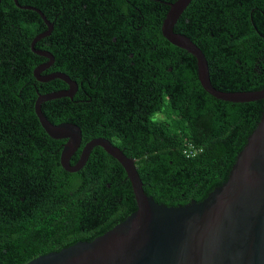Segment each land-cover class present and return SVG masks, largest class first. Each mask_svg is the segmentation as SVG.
<instances>
[{
  "label": "trees",
  "instance_id": "obj_1",
  "mask_svg": "<svg viewBox=\"0 0 264 264\" xmlns=\"http://www.w3.org/2000/svg\"><path fill=\"white\" fill-rule=\"evenodd\" d=\"M173 1L18 0L53 23L35 44L54 56L43 73L62 71L78 84L77 104L68 97L49 100L43 113L55 124H78L83 142L103 136L135 158L144 191L168 206L200 201L226 180L264 107L262 100L224 101L204 90L196 58L162 35ZM46 28L35 10L0 0V264H24L90 241L136 209L114 157L95 146L80 170H64V140L50 137L35 114L38 92L68 87L33 75L47 58L30 43ZM174 31L203 51L217 89L264 87V0H191ZM129 91L140 93L148 113L120 111L119 95ZM148 91L152 106L141 96ZM106 92L113 106L103 111ZM89 95L99 111L87 103ZM188 142L201 152L187 157Z\"/></svg>",
  "mask_w": 264,
  "mask_h": 264
},
{
  "label": "water",
  "instance_id": "obj_2",
  "mask_svg": "<svg viewBox=\"0 0 264 264\" xmlns=\"http://www.w3.org/2000/svg\"><path fill=\"white\" fill-rule=\"evenodd\" d=\"M191 0L170 2L161 32L171 44L196 58L197 74L205 91L231 102L262 100L264 87L257 90L224 91L210 80L207 59L193 40L174 31V25ZM15 4L35 10L47 28L34 36L31 50L47 58L33 70L38 81L61 79L67 88L39 93L35 114L46 133L54 139H66L60 152V164L68 172L80 170L95 146H101L123 167L131 183L136 209L92 240H80L57 251L38 255L24 264H264V107L260 119L236 155L224 182L202 200L168 206L154 200L143 189L135 158L128 157L105 137L87 141L78 160L71 157L81 144V130L72 122L52 123L42 111V103L72 98L78 84L62 71L43 73L54 62L51 52L36 49L35 44L50 35L53 23L31 5Z\"/></svg>",
  "mask_w": 264,
  "mask_h": 264
},
{
  "label": "flooded vegetation",
  "instance_id": "obj_3",
  "mask_svg": "<svg viewBox=\"0 0 264 264\" xmlns=\"http://www.w3.org/2000/svg\"><path fill=\"white\" fill-rule=\"evenodd\" d=\"M174 2V1H173ZM170 3V2H169ZM47 61V60H46ZM44 61V62H46ZM43 63V62H42ZM78 89V88H77ZM77 92V90H76ZM76 92L74 93V95L76 94ZM138 94L137 95H134L133 93H131V91L127 92L126 95L121 92V94L119 95V98L120 99V102H119V107H120V111L121 112H126L127 114H132V115H135V114H139L141 112H145V113H148L149 111L146 109V108H143L141 102H140V93L137 92ZM74 95L71 99L74 100L75 104H77V100L74 99ZM143 95V102L146 101V98L148 96V101L150 103V106H152L153 104V100H154V95L152 92L148 91V92H144L142 93L141 92V96ZM118 98V99H119ZM101 104L102 106L99 107V109L103 110L104 109H111V106L112 105V100L111 98H109V94L106 92L105 95H103L101 97ZM87 103H89V105L95 110V111H99V109L97 108V104H98V99L97 98H93L92 96L89 95V98L87 100ZM74 108H78V107H74ZM91 108V110L93 111V109ZM102 112V111H101ZM156 118V117H155ZM60 123V122H59ZM74 123V122H72ZM57 124V123H56ZM76 124V123H75ZM78 125V124H76ZM79 126V125H78ZM80 130H81V136H82V139H83V135H82V129L81 127L79 126ZM97 137H103V136H97ZM93 138H96V137H93ZM106 138V137H105ZM81 139V144L79 146V148L76 150V152L72 155L71 157V161L74 160L75 162L78 160L79 156H80V153H81V150L84 146V144L87 142H83ZM92 139V138H91ZM56 140H61V139H56ZM64 140L63 143L66 141V139H62ZM90 140V139H89ZM88 140V141H89ZM62 143V145H63ZM92 151V150H91ZM76 159V160H75ZM74 162V163H75ZM72 163V162H71Z\"/></svg>",
  "mask_w": 264,
  "mask_h": 264
},
{
  "label": "built area",
  "instance_id": "obj_4",
  "mask_svg": "<svg viewBox=\"0 0 264 264\" xmlns=\"http://www.w3.org/2000/svg\"><path fill=\"white\" fill-rule=\"evenodd\" d=\"M201 148L195 146L193 143L191 142H188L186 144V147L184 149V154L187 156V157H193L195 155H197L199 152H201Z\"/></svg>",
  "mask_w": 264,
  "mask_h": 264
}]
</instances>
